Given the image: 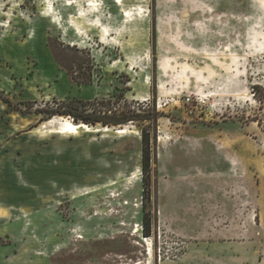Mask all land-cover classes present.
Wrapping results in <instances>:
<instances>
[{
	"label": "rangeland",
	"instance_id": "1",
	"mask_svg": "<svg viewBox=\"0 0 264 264\" xmlns=\"http://www.w3.org/2000/svg\"><path fill=\"white\" fill-rule=\"evenodd\" d=\"M0 264H264V0H0Z\"/></svg>",
	"mask_w": 264,
	"mask_h": 264
},
{
	"label": "bare ground",
	"instance_id": "2",
	"mask_svg": "<svg viewBox=\"0 0 264 264\" xmlns=\"http://www.w3.org/2000/svg\"><path fill=\"white\" fill-rule=\"evenodd\" d=\"M43 128H52V129L54 128L55 130H58L59 132L64 133L65 135L70 137L76 135V130H83L85 132H93V133L96 132L106 133L110 131L108 128L92 129L86 126L85 124H74L62 118H55L54 120L46 121L42 125H40L39 129L37 130ZM131 128L132 127L130 126L121 125L120 128L115 130V134H117L118 136H125L126 134L131 133L130 131ZM148 255L150 256V258L153 257V251L151 250V248L148 249Z\"/></svg>",
	"mask_w": 264,
	"mask_h": 264
},
{
	"label": "trees",
	"instance_id": "3",
	"mask_svg": "<svg viewBox=\"0 0 264 264\" xmlns=\"http://www.w3.org/2000/svg\"><path fill=\"white\" fill-rule=\"evenodd\" d=\"M71 115L73 116L74 121L75 120H78V119H82L86 123H91V124L101 123L104 126H108V125H120V124H124V123H126L128 121L133 120V118H131V116H129V117H117V116H102V117L99 116V117H93V116H89L88 115L86 117L79 118V116H75V114H71ZM145 142H147V139L145 140ZM145 159L146 160H145L144 170L147 171L148 170V163H149L148 153H146Z\"/></svg>",
	"mask_w": 264,
	"mask_h": 264
}]
</instances>
